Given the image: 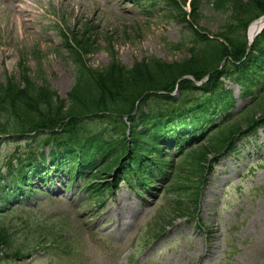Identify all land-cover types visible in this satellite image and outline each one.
<instances>
[{
  "label": "rangeland",
  "instance_id": "1",
  "mask_svg": "<svg viewBox=\"0 0 264 264\" xmlns=\"http://www.w3.org/2000/svg\"><path fill=\"white\" fill-rule=\"evenodd\" d=\"M163 7L157 4L146 11L145 5H134L131 0H0V83L6 84L11 77L17 80L20 70H26L34 79L48 81L65 99L75 73L63 31L71 42L75 35L92 45L87 54L95 68L110 63L113 46L128 66L150 57L178 61L186 51H174L171 44L188 41L190 29L186 22L168 19ZM200 9L202 16L194 25L216 34L224 9L218 11L214 0H202ZM261 136L260 154L255 151L249 159L230 157L216 169L199 216L193 219L174 215L171 195L141 201L125 184L103 206L86 203L85 194L72 198V191L56 201L36 196L44 203L37 207L24 202L26 209L1 220L12 239L0 253V264H264ZM9 138L0 139V174L4 176L6 160L42 149L39 139L11 142ZM199 217L208 231L197 227ZM156 223L170 229L143 255L132 259V247L149 238L156 229L149 230V226Z\"/></svg>",
  "mask_w": 264,
  "mask_h": 264
},
{
  "label": "trees",
  "instance_id": "2",
  "mask_svg": "<svg viewBox=\"0 0 264 264\" xmlns=\"http://www.w3.org/2000/svg\"><path fill=\"white\" fill-rule=\"evenodd\" d=\"M166 1L175 8L172 18L186 21L190 26L188 42L171 44L174 51H186L184 58L168 63L150 57L128 66L113 57L107 66L93 69L83 61L81 48L72 47L77 55V77L68 99L59 98L48 85L38 84L28 71L23 70L20 81L11 79L6 85L0 83V127L5 128L2 131L20 135L59 128L49 136L53 137L49 143L57 147L84 138L97 140L106 132L105 135H111V138L105 140V144L112 150L103 165L112 169L119 161L117 156L123 157L130 151L134 154L133 167L144 176H149L145 171L153 168V163L164 165L170 171L168 181L171 188L179 191L188 203L180 202L176 211L191 215L192 204L198 201L211 156L225 149L232 138L245 126L255 123L259 115L264 116V95L255 98L239 119L227 124L204 144L196 145L177 161L170 156L168 145L171 141H178L179 136L173 138L176 129L170 130L169 124L178 120L182 123L184 118L180 115L185 112L189 118L191 112L190 123L194 128L195 121L202 124L198 113L205 116L210 105L215 107L214 104L220 105L224 101L220 94L223 84L218 82L219 67L224 62L223 70L232 71L236 62L246 56L247 28L264 14V0H214L218 11L224 9V21L216 35L194 28L201 0H193L192 14L184 9L188 0ZM227 3L228 7L225 6ZM244 67L246 70L234 78L243 85L245 94H249L258 79L264 80V33L255 40ZM189 75L197 81L209 76L206 87L210 96L199 97L196 102L194 90L198 87L183 79ZM177 85L180 89L178 99L170 94ZM187 106L189 112L184 110ZM126 116L130 126L124 121ZM23 162L21 160L19 165ZM183 189L191 190V193H183ZM5 238L0 234V246L6 244Z\"/></svg>",
  "mask_w": 264,
  "mask_h": 264
},
{
  "label": "bare ground",
  "instance_id": "3",
  "mask_svg": "<svg viewBox=\"0 0 264 264\" xmlns=\"http://www.w3.org/2000/svg\"><path fill=\"white\" fill-rule=\"evenodd\" d=\"M259 26L253 25L250 30V36H254Z\"/></svg>",
  "mask_w": 264,
  "mask_h": 264
}]
</instances>
